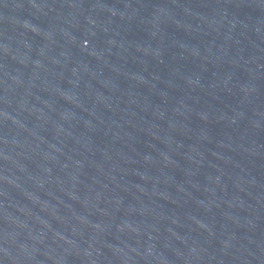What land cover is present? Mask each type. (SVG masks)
<instances>
[{
  "label": "water",
  "instance_id": "1",
  "mask_svg": "<svg viewBox=\"0 0 264 264\" xmlns=\"http://www.w3.org/2000/svg\"><path fill=\"white\" fill-rule=\"evenodd\" d=\"M0 264H264V0H0Z\"/></svg>",
  "mask_w": 264,
  "mask_h": 264
}]
</instances>
